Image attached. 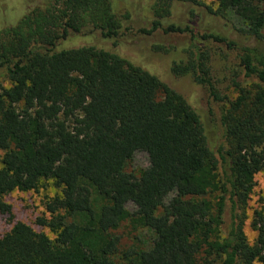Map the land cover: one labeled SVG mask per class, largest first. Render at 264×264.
Instances as JSON below:
<instances>
[{
    "label": "trees",
    "instance_id": "16d2710c",
    "mask_svg": "<svg viewBox=\"0 0 264 264\" xmlns=\"http://www.w3.org/2000/svg\"><path fill=\"white\" fill-rule=\"evenodd\" d=\"M0 1V213L11 223L0 264H264V206L253 211L252 243L244 231L254 177L264 171V0H153L141 28L124 26L129 15L113 0ZM179 3L192 14L204 6L233 16L238 37L173 23ZM125 31L191 37L169 71L219 104L225 96L200 44L234 52L245 83L233 80L236 95L221 107L226 149L211 148L182 94L103 47H116ZM137 152L148 165L133 173ZM48 180L59 193L42 197L35 223L53 238L14 221L1 200ZM124 222L149 233L143 247L121 249L115 231Z\"/></svg>",
    "mask_w": 264,
    "mask_h": 264
},
{
    "label": "rangeland",
    "instance_id": "374dc122",
    "mask_svg": "<svg viewBox=\"0 0 264 264\" xmlns=\"http://www.w3.org/2000/svg\"><path fill=\"white\" fill-rule=\"evenodd\" d=\"M24 1H28L29 4L33 2L32 5H37L49 0H22V6H24ZM203 2L210 5L211 0H203ZM152 3L153 0H113L114 10L118 15H129V19L125 20L123 25L132 26L133 28L148 27L150 19L153 18ZM4 5V1H0V11L4 8ZM190 8L191 6L187 3L185 5L175 4L170 20L173 23L182 25L189 23L197 33L204 30L216 31L224 36L230 35L231 38L238 37V34L232 28L233 25H237V21L233 16L227 15L224 19L216 18L204 6L195 7V12L192 14ZM2 17L1 15L0 18ZM156 43L163 44L164 50L155 51L153 44ZM190 44L191 37L187 35H164L156 32L152 36H140L128 34L127 31L119 39V44L116 47L112 46L110 41L102 42L105 49L112 50L128 61L144 67L150 73L157 75L172 89L182 94L197 112L208 142L211 148L217 152L220 147L226 149V142L220 125L221 107L223 105L225 107L228 100L233 99L236 95L232 81L237 80L245 83L243 71L238 65L234 52L226 50L224 47L215 48L211 46L207 49L200 44L201 49L208 52L211 77L221 95L225 96L223 104L212 101L207 89L196 84L191 77H176L169 71L172 61L185 59ZM147 165V154L137 152L127 170L137 173L138 170ZM254 180L255 186L247 202V218L244 222V231L250 243L254 241L256 236V232L250 227L253 211L264 206V171L255 174ZM57 193H59V189L52 180H48L43 181L42 187L38 190L28 192L15 190L3 196L1 200L11 207L14 221L26 223L36 232H42L53 238L54 234L47 227L36 224L35 220L44 212L42 197L44 195L53 196ZM127 208L133 211L132 204H128ZM10 227L11 223L8 221V217L0 213V236L8 231ZM115 233L121 238V249L143 247L149 238L147 231H134L127 222L121 224Z\"/></svg>",
    "mask_w": 264,
    "mask_h": 264
}]
</instances>
